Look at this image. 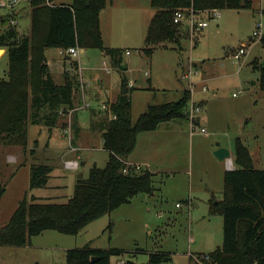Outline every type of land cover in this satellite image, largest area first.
Wrapping results in <instances>:
<instances>
[{
    "label": "rangeland",
    "instance_id": "1",
    "mask_svg": "<svg viewBox=\"0 0 264 264\" xmlns=\"http://www.w3.org/2000/svg\"><path fill=\"white\" fill-rule=\"evenodd\" d=\"M252 1V10H224L201 32L181 29L177 44L157 47L152 57L144 49L156 9L146 6L145 1L143 10H116L113 28L111 9L105 11L104 45L123 51V62L129 67L126 77L136 85L132 98L134 122L149 106L179 100L184 91L190 92L191 83L196 102L206 101L205 106L201 103L203 110L197 116L200 128L192 136L184 120L161 124V130L170 124L178 126L175 144L157 153L155 150L167 139H149L129 156L139 160L154 157L151 195H137L129 204L88 225L78 236L46 231L33 237L27 247L1 246L0 264H67L69 250L87 246L121 250V256L112 258L113 264L128 260L149 264L152 254L168 255L171 260L166 264H195L199 256L222 247L224 219L220 203L224 200V175L228 170L226 162L219 161L214 152L218 145L229 147L235 159L236 139L240 138L251 153L254 168L264 170V92L260 89V72L254 68V64H264V49L257 34L264 33V20L259 15L264 12V0ZM14 10L0 4V31L4 30L2 18L12 19ZM262 22V29H258ZM12 24L22 36L28 33L31 21L24 17L17 25ZM242 46H246L247 53L237 62L233 55ZM81 53L89 92L97 86L96 76L100 75L101 89L107 92L104 87H108L112 92L107 96L115 102L123 70L114 69L100 50ZM3 54L0 53V81L8 79L10 64L9 55ZM56 56L55 49L46 53L49 61L56 60ZM105 64L111 73L100 71ZM71 73L80 79L74 68ZM55 81L63 83L64 77ZM91 98L89 95L97 108L98 103ZM93 112H73L64 119L66 127L52 132L30 124L27 147L0 145V190L5 189L0 200V227L10 221L27 195H33L39 203H66L74 195L80 174L87 180L91 168L106 167L110 154L104 149L102 128L97 123L108 111ZM185 112L187 120H191L188 106ZM75 114L80 127L78 136L69 131ZM202 128L207 134L201 133ZM145 133L141 138L148 136ZM72 147L77 151L72 152ZM73 159L80 164L78 171L65 166ZM42 165L53 168L48 186L31 190L32 168Z\"/></svg>",
    "mask_w": 264,
    "mask_h": 264
},
{
    "label": "trees",
    "instance_id": "2",
    "mask_svg": "<svg viewBox=\"0 0 264 264\" xmlns=\"http://www.w3.org/2000/svg\"><path fill=\"white\" fill-rule=\"evenodd\" d=\"M48 1L30 0L28 36H20L10 17L2 18L0 49L6 48L10 59L8 79L0 81V145L3 146L27 147L30 124L46 127L51 132L66 127L65 117L72 111L76 113L81 105L77 74L73 76L71 70L65 72L63 83L58 84L47 64L48 49H97L110 60L113 68L122 70L125 65L121 49L104 45L101 13L107 0H73L69 5ZM151 6L156 14L144 49L149 57L157 47L178 43L184 28L174 24L177 10H252L253 1L151 0ZM259 43L264 49V33ZM254 65L260 72V89L264 92V64ZM73 68L78 72L77 61L73 60L70 65ZM134 90L123 75L119 95L111 105L115 118L109 120L103 114L97 123L102 128L104 149L110 154L106 167L94 166L87 180L78 179L74 195L66 203H39L33 195H27L10 221L0 227V247L30 246L33 237L46 231L78 236L88 225L129 204L137 195L154 192L152 172H137L126 159L136 149L140 134L156 131L164 123L187 121L185 111L191 96L189 91H184L175 102L149 106L134 122ZM71 130L78 136L76 114ZM234 154L235 169L225 172L224 200L220 203L224 219L223 245L209 255L199 256L201 262L195 264H264V170L254 168L251 153L240 138L236 139ZM52 172L49 166L33 167L30 189L47 187ZM4 193L5 189H1L0 200ZM122 254L117 249L87 246L69 250L67 264H113L112 258ZM170 260L168 255L152 254L149 264H166ZM124 264L137 263L128 260Z\"/></svg>",
    "mask_w": 264,
    "mask_h": 264
},
{
    "label": "crops",
    "instance_id": "3",
    "mask_svg": "<svg viewBox=\"0 0 264 264\" xmlns=\"http://www.w3.org/2000/svg\"><path fill=\"white\" fill-rule=\"evenodd\" d=\"M147 1V5L146 6H149L151 5V0H107V6L106 8L102 11L101 13V30H102V36H104V26L102 25V16L103 14L105 13V11H107L108 9H111L110 10V22H111V28H113V24L115 23V20L117 18V15L115 14V11L116 10H120L122 8H125L127 10H131V11H134L136 9H142L145 7L144 5H142V2H145ZM73 0H55L53 4H56V5H60V4H72ZM254 4V3H253ZM234 11V10H232ZM222 12V11H221ZM14 14H11L12 15V23L16 24L18 23V20L20 19H24V17H26L28 20L31 21V13H32V7L30 6V3L27 1L26 4H22L18 7H16V9L13 11ZM116 15V17H115ZM115 17V18H114ZM1 18V17H0ZM28 33L27 34H24L22 36H28L30 35V32H31V26L28 27ZM205 34V33H204ZM50 49L47 50L46 53H48ZM56 50V54H57V59L56 60H47V64L49 66V69H50V72L52 74V76L54 77V79L56 80V78H63L64 77V74L65 72H68L70 69V60L69 58L65 55V51L61 50V49H55ZM7 52H5L3 55H5ZM2 55V56H3ZM73 61V60H72ZM78 64L79 66L83 69V66H82V59H80L78 61ZM199 64V63H198ZM197 64V65H198ZM125 66H127V69L126 70H123L121 72V75L123 76H126L125 72L126 71H129V67L127 64H125ZM115 69V68H114ZM112 71V69H111ZM110 72H105L106 73H111ZM101 72H104V71H101ZM85 73V70L82 72V75L84 76V78H86V75L84 74ZM99 77V84H97V86L94 87L93 89V92H90L89 95L93 98V99H96L100 102H106V101H109L110 103H114V101L111 100V98L109 99V97L107 96L108 93L112 92L111 90L108 89V87H104L105 91H103L101 89L102 86V76L100 75H97ZM96 76V78H97ZM121 76V77H122ZM128 79V78H127ZM129 85L130 87H133V88H136V85H135V82L129 80ZM62 83V82H61ZM60 83V84H61ZM121 87V85H120ZM120 90V89H119ZM118 90V91H119ZM120 92V91H119ZM119 92L118 95H119ZM114 94V93H113ZM133 94L132 93V98H133ZM196 97V96H195ZM199 102H204L203 103V106H205V103L206 101L205 100H198ZM132 105H133V101H132ZM97 110H94L93 113H96ZM98 113L100 111H97ZM104 114V113H103ZM108 119L110 120L109 118V114H105ZM202 121H204L202 119ZM187 122L186 124L188 125V128L190 130V133H191V124L190 122L187 120L185 121ZM205 122V121H204ZM79 124V122H78ZM200 124H201V118H200ZM162 132V133H161ZM178 132V126H176L175 124H170L168 125L165 129L161 130V125L159 126V128L156 130V131H152V132H149V133H145L144 135H148V136H143V134H140L138 136V141H137V146H136V149L134 150V154H135V151H137V149L139 147H141L142 145V142H146L148 141L149 139H151V141L154 139V138H159V140H164L163 138H166L167 139V142H163V144L161 145L160 149L157 151L155 150L157 153L159 152H164V149L163 147L164 146H171L173 144H175V138L174 136L177 134ZM75 148V147H74ZM153 148L155 149V145L153 146ZM157 148V147H156ZM218 148V147H217ZM229 148V147H227ZM132 153V154H133ZM131 154V155H132ZM155 154V153H154ZM234 156V155H233ZM133 157V156H132ZM128 157L126 159V163L128 165H131V166H140V168L144 169V170H148L150 172H155L153 170V164L152 162L154 161V157H149L150 160H146V159H138V158H135V157ZM73 160H76L78 161L77 159H73ZM153 160V161H152ZM234 160V159H233ZM84 176V175H83Z\"/></svg>",
    "mask_w": 264,
    "mask_h": 264
},
{
    "label": "built area",
    "instance_id": "4",
    "mask_svg": "<svg viewBox=\"0 0 264 264\" xmlns=\"http://www.w3.org/2000/svg\"><path fill=\"white\" fill-rule=\"evenodd\" d=\"M0 4L3 7H9L12 8L14 10V8L18 7L19 5H21V3L23 1H28L30 3V0H0ZM48 1V0H47ZM49 2V1H48ZM50 4V3H48ZM262 18V21L264 20V14L263 12H261L259 14ZM221 17V10H210V11H205V12H198L194 9H185V10H177L175 12L174 15V24L177 26H180L181 28H187L189 29L191 32H201L205 29H207L210 26L211 22H215L217 21L219 18ZM263 26V22L259 25L258 29H262ZM259 35V39L262 36L263 33L259 32L257 33ZM81 52H83L82 49L78 48V47H74V48H70L67 51H65V55L68 58H71L74 61H79L80 55L82 54ZM247 53L246 51V46H242L241 49L239 51H236V53L233 55V58L238 62L241 60V58ZM84 71V69H82L79 66L78 69V73L80 76V98H81V105L80 107L77 108V110L75 111H79V110H84V109H93L100 111V112H105L106 110L108 111L107 114H109V118L110 120L114 119V115L112 114L111 111V105L113 103L110 102H100L96 99L91 98L93 101H96L98 103V107L94 108L93 107V102L90 101L89 99V91L90 89H88V87L90 88V85L86 84L85 82V78L82 75V72ZM100 71H104V72H110L111 69L108 67L107 64L104 65V68H102ZM191 88H190V92L192 94V97L190 99V102L188 104V108H189V114L191 115V120H189L190 124H191V135H195L196 130L199 129L200 127L198 126V119L197 116L202 112V104L201 102H196L195 99V89L192 87L193 84H191ZM94 89V88H93ZM92 91V88H91ZM89 92V93H88ZM108 103V104H107ZM74 111H72L70 113V116L72 115ZM70 132H72L71 128L69 129ZM201 133H205L207 134L206 130L204 128L201 129ZM72 152L77 151L76 148L72 147L70 149ZM226 165H227V170L228 171H232L234 170V161L233 159H229L226 160ZM65 166L68 169L74 170V171H78L80 169V164L78 161L76 160H69L65 162ZM136 167L137 170L141 169L140 166H134ZM125 173L128 172V169H126L124 171ZM189 206L191 207V203H189ZM179 207V205H178ZM191 258H194L193 255H190ZM202 258V257H201ZM201 258H199V260H197L196 262H201ZM196 259V258H195ZM205 259H208V257H205Z\"/></svg>",
    "mask_w": 264,
    "mask_h": 264
},
{
    "label": "water",
    "instance_id": "5",
    "mask_svg": "<svg viewBox=\"0 0 264 264\" xmlns=\"http://www.w3.org/2000/svg\"><path fill=\"white\" fill-rule=\"evenodd\" d=\"M5 26H8V24H6ZM6 50L5 49H0V53H5ZM127 66L123 65L122 66V70H126ZM96 82L97 84H99V77L97 76L96 78ZM214 155L217 157V159L221 162H226V160L232 159V153L228 148H224V147H220L218 145L217 150L214 152ZM79 179L83 178V174H80Z\"/></svg>",
    "mask_w": 264,
    "mask_h": 264
}]
</instances>
